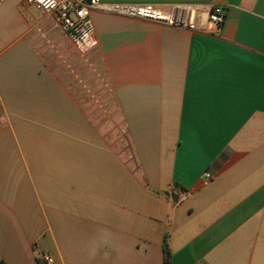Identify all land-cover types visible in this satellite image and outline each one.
Listing matches in <instances>:
<instances>
[{"label":"crops","instance_id":"0c3cea01","mask_svg":"<svg viewBox=\"0 0 264 264\" xmlns=\"http://www.w3.org/2000/svg\"><path fill=\"white\" fill-rule=\"evenodd\" d=\"M221 3L225 23L195 32L95 10L86 55L52 14L2 4L0 262L165 264L168 235L171 264H264V0ZM76 54L105 123L74 90Z\"/></svg>","mask_w":264,"mask_h":264},{"label":"built area","instance_id":"2783aa9c","mask_svg":"<svg viewBox=\"0 0 264 264\" xmlns=\"http://www.w3.org/2000/svg\"><path fill=\"white\" fill-rule=\"evenodd\" d=\"M6 0H0V7ZM211 5L172 3L166 6L155 4H109L101 0H26L36 9L52 14L62 31L71 40L79 53L86 55L97 47L91 13L95 10L110 12L124 17L158 22L168 27L195 31H211L221 27L226 14L221 0ZM211 174L206 173L208 181ZM46 264L53 260L44 257Z\"/></svg>","mask_w":264,"mask_h":264},{"label":"rangeland","instance_id":"374dc122","mask_svg":"<svg viewBox=\"0 0 264 264\" xmlns=\"http://www.w3.org/2000/svg\"><path fill=\"white\" fill-rule=\"evenodd\" d=\"M73 44V43H72ZM77 55V54H76ZM80 57L72 67H69L67 70L72 74L74 80L77 82V77L82 82L74 84V90L77 93L78 97L81 99V102L88 108V112L92 119L96 120L97 124L100 122H106L112 119V113L108 111V107L106 110V105L110 106V96L107 95L106 89L104 87V82H101L102 77L100 78L98 75V69L96 66L90 62L89 68H87L86 61L83 59L84 57ZM80 65V66H79ZM76 87V88H75ZM103 106L99 108L98 106ZM112 127H107L104 129L105 133L112 131ZM112 133V132H111Z\"/></svg>","mask_w":264,"mask_h":264},{"label":"trees","instance_id":"16d2710c","mask_svg":"<svg viewBox=\"0 0 264 264\" xmlns=\"http://www.w3.org/2000/svg\"><path fill=\"white\" fill-rule=\"evenodd\" d=\"M168 239H169L168 235H166L164 238V243H163L165 264H171V255H170V250H169V245H168ZM0 264H5V263L0 262ZM40 264H46V263L41 261Z\"/></svg>","mask_w":264,"mask_h":264},{"label":"water","instance_id":"95a60500","mask_svg":"<svg viewBox=\"0 0 264 264\" xmlns=\"http://www.w3.org/2000/svg\"><path fill=\"white\" fill-rule=\"evenodd\" d=\"M176 197V196H175ZM175 201H176V198H175Z\"/></svg>","mask_w":264,"mask_h":264}]
</instances>
